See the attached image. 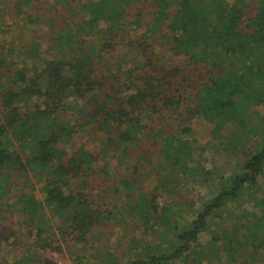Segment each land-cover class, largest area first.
Listing matches in <instances>:
<instances>
[{
  "label": "trees",
  "instance_id": "16d2710c",
  "mask_svg": "<svg viewBox=\"0 0 264 264\" xmlns=\"http://www.w3.org/2000/svg\"><path fill=\"white\" fill-rule=\"evenodd\" d=\"M260 106L264 0H0V214L16 215L41 249L57 228L86 246L116 210L147 222L158 208L144 177L156 174L157 191L209 173L193 133L203 123L227 137L226 151L257 138L261 148L187 224L167 209L165 248L77 264H263ZM97 175L128 190L121 208L97 203ZM253 197L260 214L231 211Z\"/></svg>",
  "mask_w": 264,
  "mask_h": 264
},
{
  "label": "rangeland",
  "instance_id": "374dc122",
  "mask_svg": "<svg viewBox=\"0 0 264 264\" xmlns=\"http://www.w3.org/2000/svg\"><path fill=\"white\" fill-rule=\"evenodd\" d=\"M259 110L264 114V106H260ZM212 131L210 126L200 123L196 131L193 132L197 142L207 147L203 157L209 173L199 183H190L187 186L178 185L174 188L167 187L165 189L160 187L156 191L155 189L159 185L156 174L154 177L153 173L148 174L151 172L144 173L149 175L141 180L145 184V191H154L157 195L158 214L153 219L144 222L142 219L130 216L127 211L124 214H117L119 210H116V222H107L98 227L94 234L89 237L86 246L78 244L74 240L67 241V237L57 228V233L49 230L48 235L50 237L45 235V239L52 241L51 245L46 249H41L37 246L38 242L35 243L36 237L30 231L27 232L21 229V226L17 224L18 217L16 215H11L9 211L3 212L0 214V227L2 226V229L5 227L11 237L6 241L7 245L4 244L5 242L0 241V264H77L80 260L97 263L104 256L107 259L110 254L114 255V258L118 261L127 263L146 257L148 253L154 252L156 247L165 248L168 241L173 239V232L167 231L163 224V216L166 214L167 209L173 208L178 213L177 218L180 225L187 224L201 209L204 202L216 196L225 178L242 172V165L247 159L248 152L253 153L256 149L261 148L257 138L247 145L246 153L235 154L230 150L226 151L227 144L225 140L227 137L215 139ZM223 141L225 142L223 143ZM120 173L123 174L125 179H129L128 172L123 168H121ZM104 178L106 179V177ZM104 178L97 175L91 180L93 190L97 193V195L93 193L97 203L103 209H113L115 205L121 208L124 200L128 199V190L122 188V186L115 189L114 182L110 180L109 183H106ZM112 178H116V170ZM169 188L172 190L169 191ZM256 188L257 191L260 189L264 191V174L258 181ZM35 192L37 193V191ZM263 195L264 192L259 197H263ZM8 198L6 196L4 199ZM246 199L234 203V209L231 211L240 214L243 219L246 212L260 214V205L257 203V200L260 199L257 197H253L251 200H249L250 198ZM8 209L10 208L8 207ZM223 218L226 224L227 219L224 216ZM221 221V219H218V223H221ZM2 236L0 235V238ZM209 239L210 234L204 233L202 242ZM239 257L243 260L246 256L240 255ZM259 259H262L264 264L263 251L260 253ZM175 264L188 263L179 261Z\"/></svg>",
  "mask_w": 264,
  "mask_h": 264
}]
</instances>
